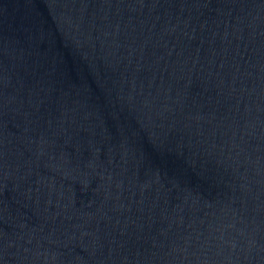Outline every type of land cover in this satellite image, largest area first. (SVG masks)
<instances>
[{
    "label": "water",
    "instance_id": "water-1",
    "mask_svg": "<svg viewBox=\"0 0 264 264\" xmlns=\"http://www.w3.org/2000/svg\"><path fill=\"white\" fill-rule=\"evenodd\" d=\"M0 264H264V0H0Z\"/></svg>",
    "mask_w": 264,
    "mask_h": 264
}]
</instances>
